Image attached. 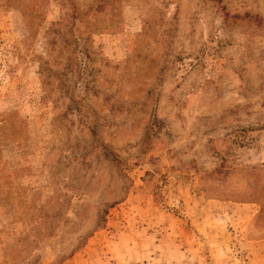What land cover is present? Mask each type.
Instances as JSON below:
<instances>
[{
    "label": "rangeland",
    "instance_id": "rangeland-1",
    "mask_svg": "<svg viewBox=\"0 0 264 264\" xmlns=\"http://www.w3.org/2000/svg\"><path fill=\"white\" fill-rule=\"evenodd\" d=\"M0 264H264V0H0Z\"/></svg>",
    "mask_w": 264,
    "mask_h": 264
},
{
    "label": "crops",
    "instance_id": "crops-1",
    "mask_svg": "<svg viewBox=\"0 0 264 264\" xmlns=\"http://www.w3.org/2000/svg\"><path fill=\"white\" fill-rule=\"evenodd\" d=\"M221 207V206H220ZM211 210V209H210ZM217 211V209L216 208H214L213 209V211ZM218 212H220V211H218ZM209 215L208 216H210V214H212V211H210V213H208ZM214 216L215 217H217V216H221L220 215V213H215L214 214ZM215 221V222H214ZM214 221H210V219H209V221L208 222H206L205 224H204V227L201 229L202 231V233H204L205 234V236L206 237H210V235L212 234L211 232H215V236H216V241H219V236H217L218 235V231H222V232H225V231H223V229L225 228V226H221L222 224H221V222L220 221H217V220H214ZM177 223V222H176ZM176 223L174 224V227H173V230H170L169 228H165V227H159L160 226V224H156L158 227H156V232L155 233H153V235H155L156 236V238L155 239H159V243H156V245H155V248L154 249H151L150 250V248H148V249H144L143 251V253H140L139 255H137V256H142V257H144V258H146V257H149V256H161V254L159 253V251H157V249H160L161 247H162V245H163V243H162V240L163 239H166L167 240V238L168 237H166V238H164L165 237V234H171V233H173V234H175V235H182V233H184L185 234V231L184 230H186V229H184V227L183 226H181V222H179L177 225H178V227H176ZM203 223V222H202ZM142 224H143V222H142ZM211 227H210V226ZM141 230H143V228H145V227H139ZM220 228H221V230H220ZM127 230V229H126ZM143 232V231H142ZM228 235H229V237H230V242L232 243V246H236V244L237 243H234L233 242V240L235 239H237V232H233V231H231L230 233H228V232H226ZM160 235L162 236L161 238H160ZM168 236V235H167ZM170 238V237H169ZM180 238V240H179V244H181L182 245V243L181 242H183V237H179ZM172 245H174V242L177 240V236L176 237H174V239L172 238ZM176 244V243H175ZM177 245V244H176ZM222 245V244H221ZM178 246V245H177ZM232 248V247H231ZM148 250H150V251H148ZM231 251H233V248H232V250Z\"/></svg>",
    "mask_w": 264,
    "mask_h": 264
},
{
    "label": "trees",
    "instance_id": "trees-1",
    "mask_svg": "<svg viewBox=\"0 0 264 264\" xmlns=\"http://www.w3.org/2000/svg\"><path fill=\"white\" fill-rule=\"evenodd\" d=\"M110 153V152H109Z\"/></svg>",
    "mask_w": 264,
    "mask_h": 264
}]
</instances>
